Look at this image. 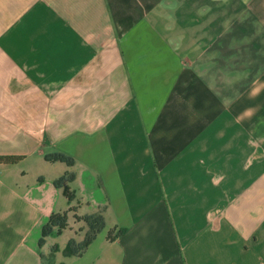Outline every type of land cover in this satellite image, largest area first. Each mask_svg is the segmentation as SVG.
Here are the masks:
<instances>
[{"label": "crops", "instance_id": "crops-1", "mask_svg": "<svg viewBox=\"0 0 264 264\" xmlns=\"http://www.w3.org/2000/svg\"><path fill=\"white\" fill-rule=\"evenodd\" d=\"M0 156V264H264V0H0Z\"/></svg>", "mask_w": 264, "mask_h": 264}, {"label": "trees", "instance_id": "trees-1", "mask_svg": "<svg viewBox=\"0 0 264 264\" xmlns=\"http://www.w3.org/2000/svg\"><path fill=\"white\" fill-rule=\"evenodd\" d=\"M50 160H61L68 164L72 163V159L64 156L62 154H55L49 157ZM21 160V157L17 156H0V162L4 164H16ZM73 175L72 174H65L58 179H56L53 184L57 188L62 189V193L67 199V201L72 202L75 200V193L69 186V182L72 181ZM84 219L87 223L88 229L85 233L84 239L77 243L73 239L69 240L62 250V254L65 256H79L86 248L87 246L94 240L95 236L104 228L105 221L103 216L100 213L97 214H91L84 216ZM67 226V217L65 213H55L50 216L49 220L42 226L41 231V239L42 242L43 239L46 236L51 235H60L61 230H63ZM123 230H119V233H122ZM58 250V246L55 247V251Z\"/></svg>", "mask_w": 264, "mask_h": 264}, {"label": "rangeland", "instance_id": "rangeland-1", "mask_svg": "<svg viewBox=\"0 0 264 264\" xmlns=\"http://www.w3.org/2000/svg\"><path fill=\"white\" fill-rule=\"evenodd\" d=\"M88 215H91V214H88ZM84 216H87V215H84ZM84 216H82L81 219L83 220V222L85 223V225H86V227H87V229H88V226H87V223H86V221H85V219H84ZM84 237H85V235H84ZM84 237H83V239H84ZM83 239H82V240H83ZM70 240H71V239H70ZM73 240H74L75 242H77V243H79V242L82 241V240H81V241L78 242V241H76L75 239H73Z\"/></svg>", "mask_w": 264, "mask_h": 264}]
</instances>
